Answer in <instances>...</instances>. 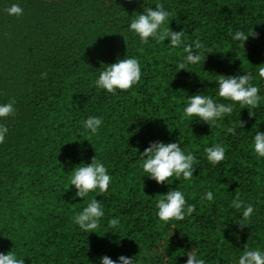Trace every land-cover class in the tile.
Returning a JSON list of instances; mask_svg holds the SVG:
<instances>
[{"label":"trees","instance_id":"16d2710c","mask_svg":"<svg viewBox=\"0 0 264 264\" xmlns=\"http://www.w3.org/2000/svg\"><path fill=\"white\" fill-rule=\"evenodd\" d=\"M158 3L170 12L173 31L183 29L187 42L199 37L211 50L204 63L177 72L182 47L152 38L142 44L128 30L144 7ZM12 4L22 16L4 11ZM251 28L258 38L249 36L243 49L230 33ZM133 57L141 65L139 83L115 95L96 87L106 65ZM261 66L264 0H0V104L14 99L16 108L0 119L8 128L0 144V253L13 251L24 264H101L104 256L119 264L121 255L135 264H186L193 250L206 264H238L244 245L264 252V157L252 147L255 132H264ZM248 72L260 88L255 116L234 104L210 128L197 117L182 118L188 96L221 100L217 75ZM89 116L103 120L95 135L83 127ZM239 119L244 128L227 134ZM155 141L193 152L191 181L157 184L146 176L140 153ZM213 144L225 147L215 166L204 152ZM93 157L112 177L108 191L76 197L71 171ZM173 189L195 211L164 223L156 203ZM206 191L212 202L203 199ZM237 193L255 209L250 221L229 207ZM91 198L100 200L104 216L87 233L73 217ZM116 217L119 226L110 228Z\"/></svg>","mask_w":264,"mask_h":264},{"label":"clouds","instance_id":"9594fccd","mask_svg":"<svg viewBox=\"0 0 264 264\" xmlns=\"http://www.w3.org/2000/svg\"><path fill=\"white\" fill-rule=\"evenodd\" d=\"M132 2V0H129ZM8 15L17 17L23 15V9L18 4H12L4 10ZM170 12L165 9L162 4H156L155 7H144L143 11L133 18L128 25V30L136 34L142 44H147L149 39H155L158 43L169 41L171 48H181L183 56L177 63V72L185 70L186 65H196L205 61L207 54H212L211 50L205 51V45L199 37L190 43L185 39V32L173 31L169 27ZM234 41L240 42L239 46L244 49L245 41L251 36L258 38V33L251 28L248 33L237 30L234 34L230 33ZM258 74L264 79V66L258 68ZM217 95L221 100H215L209 95L200 93L188 96V103L183 109L184 119L197 117L199 121L210 127L217 126V121L229 116L234 111V104H239L241 109H248L249 117L255 116L254 110L260 106L261 96L260 88L255 86L252 81L254 77L252 73H244L243 75L225 76L217 75ZM47 72L41 73V78H46ZM141 79V65L137 58H122L115 63L106 65L100 72L95 85L99 89L106 90L113 95L117 89L121 91L129 90L133 85L139 83ZM227 101V102H222ZM15 100H9L7 103L0 104V119H7L16 114L14 107ZM101 117L89 116L84 122L83 127L95 135L99 127L102 125ZM246 121L238 120L232 126L226 129L227 134H236V129H243ZM8 128L5 124H0V144L4 143L5 135ZM253 151L259 157H264V132L256 131L253 138ZM207 160L213 165H217L225 159V147L221 144H213L204 149ZM140 156L143 158L142 169L146 176L154 180L157 184H166L172 177H176L177 181L180 177L184 180L191 181L195 171V165L198 163L197 157L193 152L185 153L178 142L164 143L161 141L150 142ZM80 165V164H79ZM72 175L69 181V187L74 186L75 196L82 199L88 197L90 192L98 190L99 194L108 191L112 177L108 174L105 165L95 157L91 159L89 164L72 169ZM173 182V181H172ZM69 189V188H68ZM203 199L209 202L214 200L212 191H206ZM229 207L236 210H242V218L244 221H250L255 211L250 203H245L240 198L239 193L232 199ZM157 216L159 219L167 223L170 220L182 221L185 216H190L195 211V205L188 204L185 194L173 189L163 194L156 203ZM104 216L103 205L100 200L91 198L82 211L75 214L73 223L78 225L81 230L87 233H94L99 227V221ZM119 218H112L108 221L110 228L119 226ZM241 229L247 227L246 224H238ZM186 264H206L205 260L197 255L196 251L186 253ZM119 264H135L133 257H118ZM0 264H24V259L17 256L13 251L0 253ZM101 264H117L108 256L101 258ZM238 264H264V252L259 249L250 250L244 245V251L238 259Z\"/></svg>","mask_w":264,"mask_h":264}]
</instances>
